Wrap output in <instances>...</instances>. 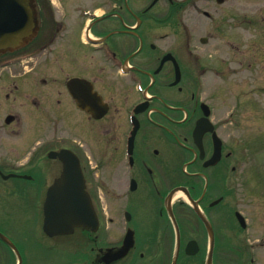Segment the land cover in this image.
I'll use <instances>...</instances> for the list:
<instances>
[{
  "label": "flooded vegetation",
  "instance_id": "af4514ba",
  "mask_svg": "<svg viewBox=\"0 0 264 264\" xmlns=\"http://www.w3.org/2000/svg\"><path fill=\"white\" fill-rule=\"evenodd\" d=\"M28 2L31 34L0 51V264H81V244L88 264H207L208 238L211 264H264L254 140L226 139L241 108L224 116L220 64L198 50L220 4ZM65 201L94 211V232L44 233L45 209Z\"/></svg>",
  "mask_w": 264,
  "mask_h": 264
},
{
  "label": "rangeland",
  "instance_id": "374dc122",
  "mask_svg": "<svg viewBox=\"0 0 264 264\" xmlns=\"http://www.w3.org/2000/svg\"><path fill=\"white\" fill-rule=\"evenodd\" d=\"M219 9L220 32H213L210 42L206 45L201 44L198 50L204 58L210 55L208 57L211 60L210 64L211 62L216 66L220 64V109L224 116L234 107L241 108L239 118L242 124L236 130L233 128L226 130V139L229 134V139L238 141L239 144L246 137L248 140H254L256 149L254 154L260 161L257 164L258 168L256 167L257 177L263 179L264 91H261L260 86H264V0H223ZM208 77L211 81L214 80L212 75L209 74ZM233 223L229 224L231 230H234ZM26 231H29V228ZM99 235L94 245L98 250L109 243V239L104 238L102 229ZM77 236L78 234L75 235ZM13 239L16 242L21 241V238ZM29 242H32L31 238ZM57 243L56 240L55 244ZM83 247L81 244L79 255L81 264H84V260L88 264L87 259L92 253L87 251L88 245ZM220 250L231 253L234 250V239L220 238ZM34 260L38 264L42 263L40 258ZM55 261L56 258L49 254L45 264H59V261Z\"/></svg>",
  "mask_w": 264,
  "mask_h": 264
},
{
  "label": "water",
  "instance_id": "95a60500",
  "mask_svg": "<svg viewBox=\"0 0 264 264\" xmlns=\"http://www.w3.org/2000/svg\"><path fill=\"white\" fill-rule=\"evenodd\" d=\"M218 2L221 3L222 0H218ZM31 28L32 11L28 0H0V50L15 45L17 40L23 39L30 34ZM67 203L65 201L64 210L45 209L44 232L48 236L66 235L72 233L75 227L94 231L97 219L93 210L83 208L67 209ZM80 203H83V201H80ZM2 239L14 249V246L6 238L2 237ZM209 241V260L207 264H211L213 238H209ZM123 253L124 251L119 252L114 259L122 257Z\"/></svg>",
  "mask_w": 264,
  "mask_h": 264
}]
</instances>
